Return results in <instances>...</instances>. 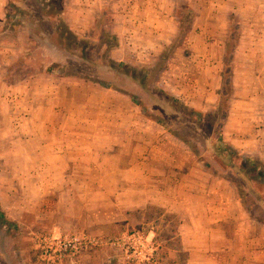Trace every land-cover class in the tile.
<instances>
[{
	"label": "rangeland",
	"instance_id": "obj_1",
	"mask_svg": "<svg viewBox=\"0 0 264 264\" xmlns=\"http://www.w3.org/2000/svg\"><path fill=\"white\" fill-rule=\"evenodd\" d=\"M122 1L114 8L119 10ZM186 1L195 11L183 6ZM220 1L154 0L159 10L151 19L159 28L170 26L179 11L184 30L179 42L194 25L199 30L213 24L206 39L221 43L228 16L212 19L207 14ZM71 7L72 0H0V264H264V223L254 219L264 222V208L253 194L264 204V180H249L245 186L236 174L240 154L231 155L227 145L215 142L229 104L224 99L214 109L177 116L178 107H169L160 93L109 67L119 61L112 56L114 31L124 25L114 8L92 15ZM166 7L172 16H162L160 10ZM260 8L259 15L234 12L228 44L235 46L240 36L245 44L254 42L255 68L264 74ZM251 30L259 31L260 41ZM187 37L192 42V35ZM151 38L142 35L141 46ZM181 49L168 59L183 56ZM228 62L232 66L231 58ZM242 63L236 65L241 68ZM127 72L137 74L133 68ZM158 84L162 87L160 78ZM164 134L184 139L196 159L215 170L220 184H242L239 191L252 216L225 221L219 233L204 236L202 245L212 252L202 256H189L183 249L179 222L188 209L163 207L168 199L179 198L177 181L162 185L159 180L157 185L156 179L154 204L135 207L140 194L132 158L154 146L168 147ZM210 147L220 154L217 164ZM154 167L161 168L157 163ZM202 221L208 224L205 211ZM135 231L151 246L145 258L131 257L123 247L110 244ZM58 236L80 238L81 248L62 256L44 253L39 238ZM190 236L188 232L186 238Z\"/></svg>",
	"mask_w": 264,
	"mask_h": 264
},
{
	"label": "crops",
	"instance_id": "obj_2",
	"mask_svg": "<svg viewBox=\"0 0 264 264\" xmlns=\"http://www.w3.org/2000/svg\"><path fill=\"white\" fill-rule=\"evenodd\" d=\"M135 1L123 0L118 10V7L114 8L118 0H72L71 10L77 8L93 15L98 10L106 12L113 11L114 8L115 15L124 19V25L114 31L117 44L112 50L113 58H117L119 61L149 65L161 49L170 43L178 33L180 12L174 13L175 20L170 26L159 28V24H154V20L151 19L154 18L155 11L159 10L156 9L154 0ZM248 2L251 3V6H248ZM83 3L84 7L81 6ZM220 3L215 8L211 6V10L207 14H212V19H218L219 14L228 16V26L222 30L221 43L213 38L207 41L214 31V28L208 27L213 24H207L208 26L199 28V30L194 28V25L186 32L187 34L190 32L189 34L192 35V42L187 41L189 34H186L180 45H177L179 47L174 50L176 52L182 47L183 56H179L178 59H168L160 76L161 85L166 91L188 107L201 112L214 109L218 105L223 82L225 40L229 34L230 28L228 27L232 15L237 10L259 15L260 7L264 9V0H222ZM183 6L194 10L193 5L188 1L184 2ZM175 8L179 9L178 6ZM163 9L160 10L163 13L162 16L165 14L172 16L169 7H166V13ZM214 9L216 10L213 11ZM144 16H146V20ZM207 33H210L209 36ZM250 33L256 34L260 41L259 31L251 30ZM144 34L152 38L149 39L150 41L147 40L149 42H144L146 45L143 47L139 39ZM129 41H131V45ZM246 43L248 44H245L244 37L242 39L240 36L231 56L232 96L220 132L225 143L240 155L255 156L264 161V74L255 68L256 63L259 64V62L253 52L254 42ZM214 47L218 48V52H214ZM141 51H144L145 54ZM122 53L129 56H123ZM239 61L243 62L242 69L240 65H236ZM251 64H254V67ZM245 65H250L252 71L247 72ZM163 137H166V141L163 143H168V147L164 146L161 149L154 146L147 153L139 154L137 152L132 158L136 163L133 165L131 173L139 187L136 191L140 194L135 207L139 209L154 204L155 197H152V194L155 192L156 179H158L157 185H160L159 180L162 185L167 184L168 180L174 184L177 181L179 198L177 200L168 199L163 207L168 210L173 208L188 209L186 215L183 214L179 222V230L184 242L183 249L189 250V256L205 255L207 251L212 252V248L202 245L204 236L207 239L209 233L210 235L219 233V225L225 221L233 220L235 217L244 218V215L248 217L251 214L246 211L242 201L238 198L235 185L220 184L219 178L214 173L215 170L208 169L206 164L202 165L203 162L196 159L182 140L174 136L168 137L165 134ZM72 138L74 137L72 136ZM175 150H178L181 159L178 160ZM210 152L212 153L211 150ZM212 159L217 164L218 157L213 153ZM155 163L161 168L156 169ZM191 209L193 210L191 211ZM204 211L208 216L207 225L202 221ZM254 219L260 224L264 223L259 218L254 217ZM256 221H254L255 224ZM188 232L192 237L186 238ZM186 239H192L193 242L187 243Z\"/></svg>",
	"mask_w": 264,
	"mask_h": 264
},
{
	"label": "trees",
	"instance_id": "obj_3",
	"mask_svg": "<svg viewBox=\"0 0 264 264\" xmlns=\"http://www.w3.org/2000/svg\"><path fill=\"white\" fill-rule=\"evenodd\" d=\"M59 3H60V1H59ZM178 26H179V31L176 34V36L171 40L170 43L166 44L161 49V51L154 58V60L152 61L151 64H149V65L141 64V65H139L140 67L138 69H136V67L134 66L135 62L124 63L123 61H115L109 67L113 71H115L116 73H118L122 76L128 77L130 79H133L141 87L149 89L153 93H160L163 100L165 101V103L169 107H173V108L175 106L178 107L177 108L178 111L176 112V115L180 116L181 114H183V112H187V111L198 112V111L188 107L187 105H185L182 101H180L178 98L173 96L171 93L166 91L163 87H161L158 84V81L160 78V76H159L160 73L165 68L171 52H173L176 49L177 45L180 43L179 42L180 38L184 34L183 28H180L182 26L181 16L179 17V25ZM187 31H188V29L186 30V32ZM230 31H231V28L229 29V34L227 35L226 40H225V51H224V59H223V64H224L223 65L224 66L223 67V82H222V89L220 90V97H219V101H218V103H220L221 101H223L225 99L227 105L229 104V100L232 96V87H231L232 84H231V79H230V77H231V68H230L231 64H229V62L227 63V61L230 60V58L233 54L234 47H235L233 44H231V45L228 44V42L232 41V39H233L232 37L230 38ZM231 43H233V42H231ZM136 64H139V63H136ZM131 68L135 69V71L137 73L136 75H134V72H132L131 74H128L127 70H129ZM228 107H229V105L226 107V110L224 111L225 114L228 110ZM199 112H201V111H199ZM178 138L180 140H182L188 146V144L186 143V141L184 139H181L180 137H178ZM215 142H220L222 144L227 145L225 143L220 131L217 132ZM227 147H228V149H230L229 154H231V155L236 154V150L230 148L228 145H227ZM210 149H211L213 154H215L218 158H220V154L218 152L214 151V149L212 147H210ZM240 156H241V160H240V164L238 165L239 169L236 171V174L243 179V181L245 182V186H247V182L249 180L253 181L256 179V180L263 181L264 180V161H262L260 158L255 157V156H248V155H240ZM231 165L236 166L234 164H231ZM240 165H241V167H240ZM240 186H242V184L235 186L236 192L238 194V198L242 201V204L245 206V200L242 199V197H241L242 194L239 191ZM253 194L258 199L257 204L260 205L261 208H264V204H262L261 198L254 191H253ZM1 217H3V213L0 210V218Z\"/></svg>",
	"mask_w": 264,
	"mask_h": 264
},
{
	"label": "built area",
	"instance_id": "obj_4",
	"mask_svg": "<svg viewBox=\"0 0 264 264\" xmlns=\"http://www.w3.org/2000/svg\"><path fill=\"white\" fill-rule=\"evenodd\" d=\"M90 243L95 242V239H89ZM40 248L44 253H50L54 256H62L65 253L73 252L81 248L82 240L78 237L62 238L58 237H43L39 238ZM112 246H121L131 257L145 258L146 254L151 253V246L146 241V238L139 232L126 233L121 237L110 240Z\"/></svg>",
	"mask_w": 264,
	"mask_h": 264
}]
</instances>
